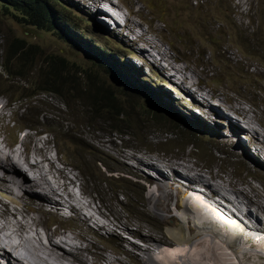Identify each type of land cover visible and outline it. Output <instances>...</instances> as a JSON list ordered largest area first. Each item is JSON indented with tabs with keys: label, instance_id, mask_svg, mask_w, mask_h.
Listing matches in <instances>:
<instances>
[{
	"label": "rangeland",
	"instance_id": "rangeland-1",
	"mask_svg": "<svg viewBox=\"0 0 264 264\" xmlns=\"http://www.w3.org/2000/svg\"><path fill=\"white\" fill-rule=\"evenodd\" d=\"M112 1L109 0L115 8L123 9L121 13L116 12L118 17L122 18L126 10L136 12L137 18L129 14L133 19L126 26L130 34L136 30L137 23L154 34L156 42L151 36L132 42L123 34L117 37L106 27L100 28L94 11L93 15L87 12L81 0H50L57 22L56 29L52 30L20 23L0 0V65L5 63L2 55L6 40L24 41L32 46V54L36 56L24 70L19 62L8 64L15 71H31L24 80L7 78L0 67V99L7 105L5 114L11 118L2 122V127L8 124V128L0 140L20 142L26 133L40 132L42 139L50 140L53 154L58 153L66 166L69 162L66 171L75 179L73 192L81 206L89 204L82 214L91 215L92 223L81 227L70 219L68 210L62 212L68 218L62 219L53 211H44L49 206L43 210L37 204L33 205L35 214L31 215L44 223L41 230L49 235L65 233L71 244L78 246L75 256L85 259L84 254L90 264H199L203 260L211 264L205 252L221 232L205 226L206 219L211 222L213 217L206 212L202 216L199 204L182 198L185 194L181 192L187 189L180 183L174 184L177 181L171 182L167 174L163 181L158 172L170 169L171 176L175 172L174 178L183 179L186 184H204L216 194L212 195L216 200L222 202L223 197L226 205L232 200L238 207H227L248 211V218L244 217L249 224L264 230V25L253 33L249 23L253 20L249 11L260 0ZM220 22L223 25L218 30ZM230 28L238 34L244 47L229 38ZM143 46L151 47L154 53H148ZM164 52H168L171 62L179 63L172 64L173 68L180 67L189 76L193 89L180 85V81L178 84L174 79L169 81L167 74L163 75L168 81L163 83L157 70L152 71L155 65L164 64L161 59ZM49 57L63 58L66 69L75 74L74 78L62 81V94L68 107L64 97L49 90L39 91L42 86L53 87L38 76V72L50 71V65L46 64ZM143 63H148L149 70ZM85 71L96 76L97 86L114 90L126 119L117 125L104 124L86 109L89 101L82 91L90 84L83 74ZM120 73L126 81L119 79ZM182 87L196 97L188 98ZM73 88L81 89V94ZM67 90H71L68 95ZM228 109L245 122V130L228 122L224 116L227 113L224 110ZM242 136L253 140L260 152L258 155L245 147ZM17 147L24 152V148ZM172 165L180 172L171 168ZM50 182L47 194L52 195L55 190L58 196L65 197L57 190L58 183L62 182L53 179ZM161 184L170 194L167 200L160 196ZM228 185L244 190L251 201L236 195L237 198ZM250 187L257 189L258 194ZM1 191L4 190L0 186ZM8 198L0 194L4 204L25 207V211L31 205L26 198L21 200V206ZM175 204L178 212L192 216V222L173 218ZM241 211L238 213L243 215ZM224 219L230 225L234 223L227 216ZM0 220V224L5 221ZM213 225L222 224L215 219L210 226ZM81 246L86 247L85 252ZM244 248L247 250L239 246V250ZM248 250L245 257L249 261L243 264H264V255L252 252L256 249ZM221 262H225L224 258ZM232 264L238 263L232 261Z\"/></svg>",
	"mask_w": 264,
	"mask_h": 264
},
{
	"label": "bare ground",
	"instance_id": "bare-ground-1",
	"mask_svg": "<svg viewBox=\"0 0 264 264\" xmlns=\"http://www.w3.org/2000/svg\"><path fill=\"white\" fill-rule=\"evenodd\" d=\"M101 1L102 0H81L82 4L86 6V11L89 12L91 15H93V11H94V13H96L98 11V9H99L98 6H100L102 3ZM113 1H112V3H114ZM73 6H75V4H73ZM82 7H84V6H82ZM89 7H95V8H93V10H90ZM97 7H98V9H97ZM110 7L113 8L118 13H121V10H123L121 8H117V7L115 8L114 5H112L111 3H110ZM126 11L128 13L126 12L123 14V18L125 19V25H124L125 29H126L127 25L129 26V22H133V19H132L133 16H135L137 18V16L135 15L136 12H134V11L130 12L128 10H126ZM129 14H131L132 17L129 16ZM99 25H100V28H103L102 24L99 23ZM134 28L136 30L134 29L135 31H133L132 34H130L128 32V30L126 29L128 33L123 34L124 38L126 40L130 39V41H132V42H135V41L139 42L140 39L144 40V37H147V39H148V37L151 36L154 38V41L156 42L155 39H157V38L155 36H153L154 34L152 35L151 33H149L145 28H141V26H139L137 23H135ZM129 35H131L132 37L130 38ZM151 39H149V40H151ZM127 47L129 48V46H127ZM153 47L154 46L152 45V48ZM143 48L147 52L151 51V47L143 46ZM163 48L165 49V47H163ZM91 50L94 51L93 49H91ZM124 51H125V53H127V50H124ZM151 52H152L151 54L154 53L153 51H151ZM160 53H161V50H160ZM164 53L165 54L162 55V58H161L162 62H164V64H165V65L163 64L164 67H163V65L161 66L160 63H159L160 65H155V69L157 70L156 71L157 75H159V76L161 75L163 77V78L161 77L162 82L164 83V82L168 81V79H169V81H171L172 79H174L176 77L177 78V81H176L177 84L180 81V85H184V86H187V88H189V89H193L192 88L193 86L191 85V83L189 81L190 79L188 78L189 76L186 77V75L183 74V71L181 70L180 67H177V69H174L176 67L173 68L172 64L173 65L176 64V66L178 64L176 63V61L174 64L173 61L171 62L169 60V57L167 56L168 52H164ZM131 54L134 57L136 56L135 55L136 53L134 54V52H131ZM136 59L139 60L138 57ZM118 66H119V64H118ZM126 72H127V70H126ZM122 73H124V71H122ZM122 73H120L119 79L121 81H126L123 78ZM163 74L170 75V78L167 79V77H164ZM179 76H181L182 80L179 79ZM128 77H129V75H128ZM194 106H197V104L194 103ZM6 107H7V105L0 99V139L2 138L1 135L8 128V124L6 126L2 127V122L3 121L6 122V121H9L11 119L10 117H7V115L5 114ZM214 107H217V106L214 105ZM225 114H224L225 118H227L228 122L230 124H232L229 116L225 115ZM242 115H244V114H242ZM258 121H260V120L258 119ZM261 131H260V133H261ZM4 134H6V131ZM41 136H43V133L38 132L36 135H33L29 132L20 138V142H18V140H13V141L9 142L6 139L8 137L7 135L5 138L6 140H0V186L4 190V191H1L0 194L5 195V197L6 196L9 197L8 200L14 201L16 203V205H18V206H21L20 202L24 198H26V201H29L31 204V205H29V209H27L25 211L24 206H23L24 207V209H23V208L11 206L10 204H4L2 202L3 200L0 199V208H1L0 209V219L2 218L5 220V221L3 220L4 221L3 224H0V234H3L2 236L0 235V263L6 264V262H7V264H90V261H88V259L86 258V256L84 254L82 256L85 259H81L78 256L74 255L75 251L78 250V246L74 247L71 244L72 241L69 240L70 238L65 233H56L55 232V233L49 235L47 231L41 230L40 226L43 225L44 223H42V221L37 216L34 217V215L33 216L31 215V214H35L32 211V209H33V205L37 204L39 207H43L44 205L49 206L47 208V210H44V207H43V210L48 211V212L53 211L55 216L60 217L62 219L68 218L67 216L62 215V214H64L62 212H67V210H68V212L70 213V216H69L70 219H73L76 222L80 223L81 227L88 226L89 222H91L93 219V217L91 215L88 217V213H87V216L82 214V211L85 210L84 208H86V206L88 207L89 204H86V205L83 204L84 207L81 206L82 204L79 203L80 199L78 198L79 199V201H78L77 196L73 192V189L76 187V183H75V179H73L71 177L70 173L66 171L67 166H69L68 165L69 162L67 163V166H66V163L61 162V159L59 158L58 153L56 152L57 154H55V155L53 154L54 149H53V146L50 145V140L42 139ZM231 136H232V134H231ZM43 138H44V136H43ZM261 140H263V139L261 138ZM250 141L252 143H254L253 140L250 139ZM4 145H5V147H3ZM17 146H21L22 148H24V152H23V149H20V147L18 148ZM45 165H46V167H45ZM175 166L176 165H172L170 167L175 168L177 173L180 172L177 170V167H175ZM46 168H47V171L45 170ZM179 169H181V168H179ZM156 171H157V169H156ZM160 172H158V174H159L158 176L163 181L166 180L165 179L166 174L164 175V171L161 173ZM189 173L190 172H187V174H189ZM193 174H195V173H193ZM172 175L173 176H171V182L172 181H178L177 179L174 178L175 172H172ZM182 176H183V174H182ZM49 177L50 178L52 177L51 179H53V181H55V182H59V181L62 182V183H58L57 190H61L60 192H63L65 197H62L61 195L58 196V194H57L58 191H55V190L50 193L54 197L52 195L47 194V192H48L47 189L48 188L51 189V187H50L51 179L49 180L48 179ZM202 177H203V175H202ZM201 178H200V180L199 179L198 180L201 181ZM195 180H196V178H195ZM190 181H191V179H190ZM184 183L185 182H183V184H181V186H183L185 188H189L190 185L192 184V183H188V184L185 183V185H184ZM174 184H178V183H174ZM194 185L201 187L203 189L204 194L207 195V197H209L213 202L218 201V200H216V198H214L212 196V195H216V194L213 193L208 187H205L204 184L199 185L197 182ZM53 186L55 187V184H53ZM228 186H232L230 188H231V190L232 189L234 190V191L233 190L232 191L234 192L235 196L237 195V196L241 197L242 199H246V200L249 199L250 200V196L248 194H246V192L244 190H242L241 188H236L234 185H228ZM181 188L179 190H181ZM250 188L254 194H256V195L258 194L257 189H255L254 187H250ZM166 189L167 188L164 184H161L158 186V190L161 192L160 196L164 200H167V198L170 195L168 193V191H165ZM209 194H211V195H209ZM199 195L194 196V198L198 202L200 200H202L203 193L202 194L200 193ZM82 198H84V197H82ZM182 198L185 199L187 197L185 195H183ZM221 200H222V202H220V201H218V202L223 203V197ZM260 200H262V199H260ZM156 203H159V202L156 200ZM228 205H232V207H234V206L238 207V205H236V203L233 202L232 200L230 201V203H228ZM228 205L223 203L224 208L227 209L225 211L232 217H229L226 213H225L226 214L225 215L223 212H221L218 209L215 211L217 213V215L212 214L210 211H207L208 208L203 206V205L199 209L202 212V216L206 212L207 214H209L210 217H213V221H211V222L208 219H206L207 224L205 223V226L207 225V227L209 229L215 228L216 230L221 231L220 234L218 235L217 239L215 240L214 245L211 247V249L207 250L205 252L207 254V257L209 258L207 260L210 261L211 264L212 263L213 264H232V261L234 263L243 264V263L249 261V258H246L245 256L248 255L247 252L250 251L248 249H251V248L256 249V250H253L252 252H257V253H261L262 255H264V249L258 248L253 244H249L244 239H246L247 241H249L251 243H252V240L247 239L246 237L243 236V235H249V237L251 236L250 237L251 239H258L259 235L255 234V232L253 230L246 228L240 221H238V219H235L234 218L235 215H234V213L229 211L230 209H228V208L230 206L227 207ZM257 206H259V204ZM175 208H176V204H175ZM258 209H260V208H258ZM241 210L242 209H240L239 211H241ZM243 211H245V210H243ZM243 211H241V212H243ZM260 211H262V210H260ZM262 213H264V210L262 211ZM44 214H47V213H44ZM57 214H59V215H57ZM176 214L179 215V217H180L179 219L182 222H186L187 221L186 219H189V221L192 222V216H187L185 214V212H181V211L178 212L177 211ZM6 216H10V219H8V218L6 219ZM225 216H227L229 219H231L234 223L232 225H230L224 219ZM243 216H246L248 218V211L243 212ZM205 218H208V217H205ZM215 219L219 220V222H221L222 225L210 226V225H212V222L215 221ZM0 222H1V220H0ZM96 223L97 222H95V224ZM186 225H187V223H186ZM223 225H227V226L223 227ZM208 228H207V230L209 231ZM239 234H241L242 236H240ZM62 240H64L63 243L58 242V241H62ZM83 241H85V240L83 239ZM239 246L246 247L248 251L245 250V248H244V250H239ZM81 248L85 252L86 247L81 246ZM259 250H261V251H259ZM21 251H23L24 253ZM223 258H224L225 262H221V260ZM30 260H33L34 263ZM180 261H183V257H181ZM199 264H208V262L203 260L202 262H199Z\"/></svg>",
	"mask_w": 264,
	"mask_h": 264
},
{
	"label": "trees",
	"instance_id": "trees-1",
	"mask_svg": "<svg viewBox=\"0 0 264 264\" xmlns=\"http://www.w3.org/2000/svg\"><path fill=\"white\" fill-rule=\"evenodd\" d=\"M4 1V7L11 13L16 20L20 23H24L27 26H33L40 29L52 30L53 27L56 29L57 22L54 19L53 12L51 11V7L49 6L50 0H8L10 3ZM257 6L252 7L249 13H252L253 20L249 23H252L251 31L256 33L260 26L264 25V0L257 1ZM223 23L217 25L220 29ZM231 38L232 42H234L237 46L244 47L240 40H238V34L234 32V29H230V34L228 35ZM0 41H2L0 39ZM6 43L5 53H3L2 57L4 58V71L7 76L25 79L29 72L31 71H22L25 69L27 63H30L31 58L32 62L35 60L36 56L32 54V46L26 44L24 41L20 39H13L11 41H4ZM21 64V71H15L10 69L8 64ZM46 64L50 65L49 72H38V76H42L46 83H49L53 87H39L40 91H51L52 93L64 97L65 103L68 107V101L66 96H63L62 90L64 89V83L62 81L66 80L68 77L74 78L75 74L70 73L66 69V61L61 57H49ZM83 74L88 79V83L90 86L85 91H82V95H84L89 101L86 104V109L91 112L96 119L102 121L104 124H115L122 122L126 119V113L122 108V103L118 99L117 94L110 87L102 88L100 85L97 86L94 83V79L96 76L91 72H83ZM75 93L81 94V89L73 88ZM77 90V91H76ZM94 90L95 93H91ZM66 95H68L71 90L66 91ZM106 117V118H104ZM104 118V119H103ZM108 118V119H107ZM112 128L114 126L112 125Z\"/></svg>",
	"mask_w": 264,
	"mask_h": 264
},
{
	"label": "clouds",
	"instance_id": "clouds-1",
	"mask_svg": "<svg viewBox=\"0 0 264 264\" xmlns=\"http://www.w3.org/2000/svg\"><path fill=\"white\" fill-rule=\"evenodd\" d=\"M111 2V1H110ZM110 2H109V0H102V3H101V5L99 6V9H98V11L95 13V16L94 17H96V19H98L100 22V24H102V26H103V28H107L108 30H109V32L110 33H113V34H115V36H117V37H120V36H122V34H127L128 32H127V30L125 29V27H124V25H125V19L122 17H118L117 16V14H116V11L113 9V8H111L110 7ZM248 22H249V19H248ZM163 23H164V21H163ZM223 25V24H222ZM222 25H221V27H222ZM252 25V24H251ZM252 27V26H251ZM70 28H72L71 26H70ZM218 28V27H217ZM221 29V28H220ZM219 28H218V30H220ZM231 29V28H230ZM230 29H229V32H230ZM233 29V28H232ZM129 37L131 38L132 36L131 35H129ZM231 39V38H230ZM106 54H108V53H106ZM108 56H111V54H108ZM178 65H179V63H178ZM4 65H0V67H1V71H2V73H4L5 75H6V77L7 78H9L8 76H7V74H6V72L4 71V67H3ZM146 68H147V70H149L148 68V66H146ZM155 70V68L154 67H152V71H154ZM151 72V71H150ZM11 78V77H10ZM13 78V77H12ZM24 80V79H23ZM117 80H119L118 79V77H117ZM174 80L175 81H177V78L175 77L174 78ZM197 85V84H196ZM198 86V85H197ZM183 88V87H182ZM184 89V88H183ZM39 91H40V89H39ZM184 91H185V89H184ZM44 92H48V91H43V90H41L40 91V93H44ZM49 93H52L51 91H49ZM185 93H187L186 91H185ZM52 94H54V93H52ZM187 97L189 98V97H196V96H191V95H189L188 93H187ZM187 99V98H186ZM65 101V100H64ZM64 104L67 106V104L64 102ZM193 106H194V103H193ZM224 111H227V113L225 114V115H228L229 116V118H230V121L233 123V124H235V125H237V126H239V128H241V130H245V128L247 127L246 126V124H245V122L242 120V119H240L231 109H228V110H224ZM223 111V112H224ZM225 113V112H224ZM13 121V120H12ZM234 126V125H233ZM114 129V128H113ZM225 130V129H224ZM223 130V131H224ZM115 131V130H114ZM240 135H244V134H240ZM240 135H239V137H240ZM246 136V135H245ZM243 137V136H242ZM243 141L246 143V145L247 146H245L248 150H252V152L254 153V154H259L260 152H259V150H258V147L256 146V145H254L251 141H250V139L248 138V137H243ZM99 164H100V162H98ZM102 167H104L103 165H102ZM112 173V172H111ZM165 174H167L168 176H169V178L171 179V173H170V169H166L165 170V172H164ZM139 180V179H138ZM183 181H185V180H183V179H181V180H179L178 179V181H177V183H180V184H183ZM183 188H185V187H183ZM185 189H187L186 191H183V192H181V193H184L185 194V196L187 197V199H189V200H191V201H194V202H196L197 204H199L200 206H205V207H207L208 209H209V211L211 212V213H213V214H217L215 211L218 209V210H220L221 212H223L224 214L226 213L229 217H232V216H230L225 210H227V209H225L224 208V206H223V203H220V202H218V201H215V202H213L209 197H207L205 194H204V192H203V189L201 188V187H199V186H197V185H190V187L189 188H185ZM202 194L203 193V196H202V200H200L199 202L201 203H199L195 198H194V196L195 195H199V194ZM44 208L45 207H47V205H44L43 206ZM174 208H175V205H174ZM228 209H230V208H228ZM229 211H231L232 213H234V215H235V219H238V221H240L246 228H248V229H250V230H253L254 232H255V234H257V235H259L258 236V239H251L250 237H249V235H243L244 237H246L247 239H250V240H252V243L251 242H249V241H247L246 239H244L246 242H248L249 244H253V245H255L256 247H258V248H262V249H264V230L263 229H261V228H258V227H256V226H252V225H250L249 224V222H248V220L243 216V215H241L240 213H238V211H236L235 209H230ZM176 208H175V212H173L174 214H173V218H175V219H179L180 217H179V215H177L176 214ZM225 214V215H226ZM240 236H242L241 234H239Z\"/></svg>",
	"mask_w": 264,
	"mask_h": 264
}]
</instances>
